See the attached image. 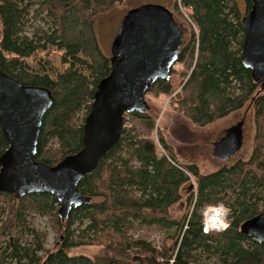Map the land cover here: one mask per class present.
<instances>
[{
	"label": "trees",
	"instance_id": "16d2710c",
	"mask_svg": "<svg viewBox=\"0 0 264 264\" xmlns=\"http://www.w3.org/2000/svg\"><path fill=\"white\" fill-rule=\"evenodd\" d=\"M238 0H180L192 23L185 32L176 90L171 78L153 84L147 94L170 99L192 124L206 127L245 108L255 110L256 134L247 160L202 174L197 165H180L158 129L151 111L125 114L117 145L97 170L79 185L89 205L62 220L60 204L49 194H29L17 200L0 193V264H264V243L241 231L242 225L264 211V89L242 63L243 17L252 4ZM125 0H0V61L2 71L26 86L47 88L54 103L43 120L37 161L55 166L83 147V127L99 83L112 70L95 31L96 17ZM180 4V5H179ZM180 6V7H179ZM49 20L48 30L36 22ZM62 51L64 73L52 78L26 60L37 52ZM172 77V76H171ZM179 94V95H178ZM178 95V96H177ZM85 118L78 125V115ZM56 142V145L52 143ZM9 143L0 128V157ZM1 169V165H0ZM187 210L175 218L170 210L184 199ZM224 203L230 210L227 230L205 234L203 210ZM31 214L53 219L58 250L46 248L47 234L37 230ZM140 231L164 234L161 251ZM100 246L102 259L72 256L69 251ZM203 256L208 263L201 262Z\"/></svg>",
	"mask_w": 264,
	"mask_h": 264
},
{
	"label": "water",
	"instance_id": "95a60500",
	"mask_svg": "<svg viewBox=\"0 0 264 264\" xmlns=\"http://www.w3.org/2000/svg\"><path fill=\"white\" fill-rule=\"evenodd\" d=\"M248 1L252 8L242 20V63L264 89V0ZM184 41L183 29L164 6L143 5L129 11L112 43L111 73L99 83L85 119L83 147L55 166L36 159L43 120L54 103L51 91L9 77L0 61V128L9 143L0 157V193L13 194L17 200L29 194L53 195L62 220L89 205L80 183L120 141L125 114L150 110L146 96L157 81L171 78ZM244 126L245 121L239 122L214 144L216 159L226 162L241 151ZM194 188L191 182L189 191ZM241 231L264 243V211L245 222Z\"/></svg>",
	"mask_w": 264,
	"mask_h": 264
},
{
	"label": "rangeland",
	"instance_id": "374dc122",
	"mask_svg": "<svg viewBox=\"0 0 264 264\" xmlns=\"http://www.w3.org/2000/svg\"><path fill=\"white\" fill-rule=\"evenodd\" d=\"M179 1L180 0H125L123 4L118 6L116 5L113 9H111V11L98 15L95 20V31L102 51L106 54V56L111 58L112 43L118 34L122 20L129 11L143 5L164 6L176 16L178 21L183 25L184 31L186 30L187 33L190 32L189 25L191 26L192 23L187 18V12L180 6V10H176V3H179ZM238 2L243 10L244 1L238 0ZM50 23L51 22L49 20H46L36 22L35 25L48 30V28L51 27ZM1 29L2 23L0 20V33ZM63 54L64 53L62 51H59L56 48H50L47 51L37 52L32 58L27 59L26 62L32 70L39 73H45L41 68L44 66L46 68V72L50 74L52 78H56L57 75L64 73L67 69V66L62 63ZM175 68H178L177 64ZM171 80L174 83L175 90L178 91L179 89L180 91L182 80L173 73ZM146 100L150 106L149 111H151L157 121L155 138L157 139V131L159 129L167 142L174 147V153L180 165H197L202 174H209L219 170L223 166H232L239 160H247L250 158V155L253 152L256 134L253 122V119L255 118V110L253 108H245L225 119L218 120L206 127H200L192 124V122L185 117L183 113L178 112L172 106L170 99H155L148 95L146 96ZM245 115H247V117H244ZM83 118H85L84 113H79L77 121L78 125L82 123ZM241 120L246 122L243 148L227 162L216 159L213 156V144L219 141L225 131L235 126V124L239 123ZM52 143L56 145L55 141ZM191 182H193L195 186L193 191H189ZM191 182H189L184 188V199L179 204L173 206L170 210L171 214L175 218L183 217L187 210V205L185 203L187 193L196 192L195 181L192 179ZM221 204L229 210L224 203ZM214 207L216 206L206 207L203 210V217L205 218V214ZM229 216L230 210L227 215V220L230 223L231 218ZM30 217L31 224L37 230L43 231L47 234L46 248L51 251L58 250L60 241L58 240V233L52 228L53 219L51 217H42L36 214H31ZM210 233L219 232L212 231ZM139 235L146 238L159 251L162 250L165 242L164 234L156 231H140ZM69 253L72 256L84 255L95 260L102 259V256L105 255L103 248L100 246L80 247L72 249ZM200 259L201 262H209L206 256H203Z\"/></svg>",
	"mask_w": 264,
	"mask_h": 264
},
{
	"label": "clouds",
	"instance_id": "9594fccd",
	"mask_svg": "<svg viewBox=\"0 0 264 264\" xmlns=\"http://www.w3.org/2000/svg\"><path fill=\"white\" fill-rule=\"evenodd\" d=\"M229 210L223 205L219 204L216 208L211 210V215L205 214L204 231L209 233L212 231H219L222 228H227L226 217Z\"/></svg>",
	"mask_w": 264,
	"mask_h": 264
},
{
	"label": "built area",
	"instance_id": "2783aa9c",
	"mask_svg": "<svg viewBox=\"0 0 264 264\" xmlns=\"http://www.w3.org/2000/svg\"><path fill=\"white\" fill-rule=\"evenodd\" d=\"M214 208H216V207H214ZM214 208H211L210 210H212V209H214ZM230 217V216H229ZM226 223H227V228L229 227V222H228V220H227V217H226ZM227 228H222L221 230H219L218 232H222V231H224V230H226ZM203 231H204V217H203ZM204 233H205V231H204ZM210 233V232H209ZM209 233H205V234H209Z\"/></svg>",
	"mask_w": 264,
	"mask_h": 264
},
{
	"label": "flooded vegetation",
	"instance_id": "af4514ba",
	"mask_svg": "<svg viewBox=\"0 0 264 264\" xmlns=\"http://www.w3.org/2000/svg\"><path fill=\"white\" fill-rule=\"evenodd\" d=\"M244 117H247V115H245ZM241 121H242V120H241ZM241 121H240V122H241ZM237 124H238V123H237ZM245 125H246V123H245ZM244 130H245V126H244ZM225 134H226V131H225V133L222 135V137H224ZM222 137H221V138H222ZM221 138H220V139H221ZM220 139H219V140H220ZM215 143H216V142H215ZM243 146H244V145H243Z\"/></svg>",
	"mask_w": 264,
	"mask_h": 264
},
{
	"label": "bare ground",
	"instance_id": "6f19581e",
	"mask_svg": "<svg viewBox=\"0 0 264 264\" xmlns=\"http://www.w3.org/2000/svg\"><path fill=\"white\" fill-rule=\"evenodd\" d=\"M207 214L208 215H211V210H209L208 212H207ZM227 230V229H226ZM225 231V230H224ZM223 232V231H222Z\"/></svg>",
	"mask_w": 264,
	"mask_h": 264
}]
</instances>
